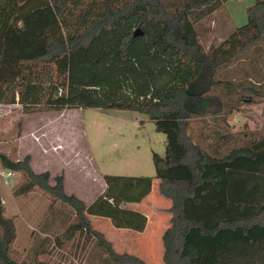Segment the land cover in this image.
I'll return each instance as SVG.
<instances>
[{
  "label": "trees",
  "instance_id": "obj_1",
  "mask_svg": "<svg viewBox=\"0 0 264 264\" xmlns=\"http://www.w3.org/2000/svg\"><path fill=\"white\" fill-rule=\"evenodd\" d=\"M225 1L0 0V104H19L26 114L135 111L165 134L164 155L152 153L158 192L171 201L164 264H264V136L218 154L188 131L193 116L230 114L232 94L237 107L264 97L252 83L222 75L264 43V0L218 47L206 51L201 43L197 25ZM216 88L221 95L211 93ZM11 153L0 151V167L21 173L15 196L39 189L73 212L56 234L60 249L85 235L114 263L148 264L114 251L91 217L144 231L146 215L127 205L150 195L153 177L104 174V191L86 204L65 192L63 175L51 184L48 171L31 168L30 155ZM4 214L0 205V263L31 264L13 250L15 224Z\"/></svg>",
  "mask_w": 264,
  "mask_h": 264
},
{
  "label": "rangeland",
  "instance_id": "obj_2",
  "mask_svg": "<svg viewBox=\"0 0 264 264\" xmlns=\"http://www.w3.org/2000/svg\"><path fill=\"white\" fill-rule=\"evenodd\" d=\"M254 2L228 0L204 17L197 25L204 49L218 47L234 27L245 24L246 9ZM222 75L234 82L252 83L264 92V43L224 67ZM211 93L221 95L222 90L216 88ZM42 95L44 99L45 93ZM231 97L229 124L226 117L221 119L222 116L217 118L208 113L193 116L190 121L188 131L192 139L202 142L213 153L222 154L238 145L243 133L245 141L255 140L258 134L249 129L264 127V97H255L256 102L238 107L239 96ZM165 143V134L156 131L154 122L135 111L66 108L26 114L19 104H0V151L15 152L17 159L30 154L36 172L49 171L51 184L54 176L62 174L65 192L75 194L86 204L105 189L100 173L154 178L152 153L163 156ZM8 172L11 171L0 167V205L5 208V217L15 224L13 250L19 259L24 256L31 264H121L112 262L95 240L85 235L75 241L71 250L60 249L56 234L73 212L60 202L51 203L39 189L15 196L13 188L21 181V173L6 176ZM153 180V190L147 198L139 204L127 205L149 219L145 231L118 229L101 217L92 216L91 223L117 253L131 254L148 264H164L161 237L169 226L171 201L158 192L157 180Z\"/></svg>",
  "mask_w": 264,
  "mask_h": 264
},
{
  "label": "crops",
  "instance_id": "obj_3",
  "mask_svg": "<svg viewBox=\"0 0 264 264\" xmlns=\"http://www.w3.org/2000/svg\"><path fill=\"white\" fill-rule=\"evenodd\" d=\"M234 28H236V27H234ZM231 114V113H230ZM230 114H228L227 116H226V123H228L229 124V120H228V116L230 115ZM145 120H142L141 122H144ZM192 124V123H191ZM247 131V130H246ZM249 131H251V132H253L254 131V133H256V134H258V136H257V138L255 139V140H257V139H259V138H261V137H263L264 136V127H261V128H258V129H256V130H254L253 128H250L249 129ZM245 134L246 133H243V134H241L240 135V138L242 139V140H240V138H239V143L240 142H244L245 141ZM260 134V135H259ZM26 155H30V154H26ZM30 157H31V155H30ZM30 162H31V158H30ZM30 165H31V168L33 169L34 168V166L32 165V163H30ZM35 169V168H34ZM33 169V170H34ZM35 171V170H34ZM47 171V170H46ZM36 172V171H35ZM43 172V171H42ZM49 172V171H48ZM62 175V174H61ZM100 175L101 176H103L102 175V173H100ZM50 177H51V175H50ZM103 179V178H102ZM63 180H64V178H63ZM64 185V184H63ZM75 195V194H74ZM149 196V195H148ZM147 196V197H148ZM146 197V198H147ZM139 204V203H138ZM148 222H149V219H148V221H147V225H146V227H145V229H144V231L147 229V226H148ZM143 232V231H142Z\"/></svg>",
  "mask_w": 264,
  "mask_h": 264
},
{
  "label": "built area",
  "instance_id": "obj_4",
  "mask_svg": "<svg viewBox=\"0 0 264 264\" xmlns=\"http://www.w3.org/2000/svg\"><path fill=\"white\" fill-rule=\"evenodd\" d=\"M6 176H11V172H8V173L6 174Z\"/></svg>",
  "mask_w": 264,
  "mask_h": 264
},
{
  "label": "water",
  "instance_id": "obj_5",
  "mask_svg": "<svg viewBox=\"0 0 264 264\" xmlns=\"http://www.w3.org/2000/svg\"><path fill=\"white\" fill-rule=\"evenodd\" d=\"M137 33H138V32L136 31V32L134 33V36H136V35H137Z\"/></svg>",
  "mask_w": 264,
  "mask_h": 264
}]
</instances>
